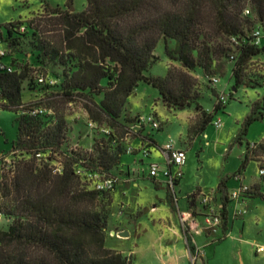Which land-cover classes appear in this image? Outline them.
<instances>
[{"label":"trees","instance_id":"trees-1","mask_svg":"<svg viewBox=\"0 0 264 264\" xmlns=\"http://www.w3.org/2000/svg\"><path fill=\"white\" fill-rule=\"evenodd\" d=\"M87 2V7L80 12L73 10L71 0L67 2V9H50L47 5L45 11L57 14L62 26L64 49L59 50L43 39L40 48L44 56L57 60L65 69L60 99L75 102L78 95L75 91L86 92L80 96L85 101L89 119L111 130L124 128L126 136L140 134L131 129L136 122L134 119H130L129 124L121 117L129 97L142 81L158 88L162 100L169 106L184 109L195 105L201 112L197 125L200 134L213 123L216 114L226 108L218 95L213 111L204 109L196 94L197 79L188 72L171 66L165 76L148 74L158 61L155 50L160 39L175 41L174 48L165 42V53L170 59L179 61L190 71L202 69L210 81L214 74L223 75L222 58L226 56L234 63L236 88L243 83L248 62L264 53V39L257 45L253 37L256 26L264 29V0ZM247 5H250V15L244 14ZM19 25L25 24L10 22L6 36L0 33L10 49L20 44L28 30L25 25L26 30L20 32L16 29ZM220 35L227 36L234 48L214 43ZM232 37L237 42L232 41ZM70 59H75L77 64L75 70L66 71ZM12 63L16 65V61ZM28 71V67L18 70L17 65L14 72L0 69V85L7 100L5 109L18 115L17 140L12 150L30 156L14 161L8 171L2 169L1 172L0 214L12 217L13 221L8 229L0 228V264H134L123 252L106 246L110 191L90 188L75 174L73 167L75 162L85 159L88 163L84 165L112 174V168L119 164L124 153L123 142L113 131L109 135L101 133V137L94 140L91 152L73 151L71 156L66 153L64 172L55 174L49 163L39 161L50 160L43 157L45 152L51 157L64 153L66 120L55 114V121L50 119L48 124L46 114L19 113L25 105L22 92L23 82L29 78ZM104 79L108 80L107 85L102 84ZM42 84L35 80L32 87L36 89ZM97 94H103L100 101L91 97ZM40 102L30 101L34 106L42 105ZM263 117L264 100L255 101L242 122L237 141L242 142L251 124ZM114 138H117L115 146L110 142ZM147 140L149 146H158L155 137ZM258 146L263 145L248 143V153L240 168L219 183L224 231L231 202L227 182L231 177L244 175L249 153Z\"/></svg>","mask_w":264,"mask_h":264},{"label":"rangeland","instance_id":"rangeland-1","mask_svg":"<svg viewBox=\"0 0 264 264\" xmlns=\"http://www.w3.org/2000/svg\"><path fill=\"white\" fill-rule=\"evenodd\" d=\"M71 1L73 10L77 12L83 11L88 4L87 0ZM67 2L0 0V33L6 36V27L10 22L28 27L20 44L10 49L8 56L3 58L6 64L12 63V59L16 61L18 70L23 67L29 69V78L23 82V101L41 100L43 107L52 108L53 113L46 114L48 124L50 119L54 120L55 114L66 120L67 140L62 145L64 153L51 157L49 152H45L43 157H49L50 160L46 158L39 161L42 163H54L57 160L65 162L66 153L75 146L81 151L91 152L94 140L102 135L88 125L89 115L85 113V101L80 96V93L86 92H74L78 95L73 106L60 99L65 69L57 60L44 56L40 48L43 39L59 50L64 49L62 26L58 23L57 14L45 11V7L48 5L50 9H67ZM215 39L214 43L234 48L225 35L216 36ZM165 42L171 48L175 46V41L171 39H160L155 50L158 61L148 74L165 76L171 66L190 73L197 79L195 89L198 101L208 112L213 111L219 93H225L228 97L226 108L216 114V119L220 118L223 125L217 128L212 123L200 134L197 125L201 112L195 105L184 109L169 106L162 100L158 88L143 81L139 83L127 101L121 120L130 124V119L136 121L138 116L152 115L160 123V129L146 125L140 134L137 132V136L127 138L124 128H109L111 133L120 137L124 149L119 164L112 168L111 173L124 183L116 185L109 193L111 204L108 206L105 231L106 246L124 252L134 264H175L177 256L184 258L185 255L188 263L193 264L196 257L202 256V248L198 246L203 243V258H199L196 264H264V252H257L259 246H264V175L259 174V168L264 166V117L251 124L242 142L236 139L253 103L264 100V53L254 56L248 62L243 72V83L236 88L232 70L234 63L226 56L222 58L225 68L223 75H213L219 77V82L215 84L202 69L190 71L179 61L170 59L165 53ZM76 64L75 59H70L66 71L75 70ZM39 75L45 77L46 82L35 89L32 83ZM107 82L104 79L102 84L107 85ZM91 97L100 101L103 94ZM17 117L13 110L3 109L0 112V180L2 169L8 171L14 161L30 157L12 150L17 140ZM103 126L108 127L105 124ZM152 136L158 146L152 147L151 161L162 160L160 147L170 137L177 147L187 149L184 178L174 190L167 185H159L145 173L149 160L141 151L147 144V138ZM248 143L263 146L250 151V160L242 180L231 177L227 182L229 196L240 184L249 185L244 199L239 204L235 201L230 204L227 230L224 231L222 226L218 232L206 229L202 234H195L184 229L181 221L183 211H192L202 224L207 216L220 214L219 183L240 168L248 153ZM128 147H131V153L126 152ZM203 196L209 197L208 203L202 202ZM242 208L246 209V214L240 212ZM12 221V217L0 214L1 229H8ZM125 228L130 232L128 237L111 234L112 231L119 232ZM179 241L183 249L177 255L176 244Z\"/></svg>","mask_w":264,"mask_h":264},{"label":"built area","instance_id":"built-area-1","mask_svg":"<svg viewBox=\"0 0 264 264\" xmlns=\"http://www.w3.org/2000/svg\"><path fill=\"white\" fill-rule=\"evenodd\" d=\"M245 15L251 14L250 7L245 8L244 10ZM16 29L20 32H24L26 30L25 25H19ZM253 37L254 42L257 45H261L264 39V29L258 25L253 30ZM234 42L236 41L235 37H232ZM10 48L7 46L6 42L0 37V69H4L7 72H14L16 70V65L13 63L6 64L3 62V58L8 56ZM233 59V56L231 57ZM13 61V59H12ZM212 81L217 84L219 82V77L215 76ZM36 82L39 84L45 83L46 79L42 75H39L36 78ZM228 97L225 93H219V101L223 104H226ZM7 100L4 96V90L0 85V112L5 109V104ZM70 105H74V102H70ZM20 114H29V115H42L47 113H53L51 108L47 109L42 105L34 106L31 105L30 102H25V105L21 106L19 110ZM86 113V112H85ZM87 114V113H86ZM213 124L220 128L223 125V122L220 118L215 119ZM88 125L93 129L100 131L105 135H109L110 129L105 126H100L97 122L89 119ZM146 125L152 129H160V123L158 120L150 115V116H138L135 124L131 128L133 132H139L140 130L146 128ZM129 135H127V138ZM112 145H117V138L112 139ZM149 141L147 140V144L142 148L143 156L148 158L151 154L152 146L148 145ZM73 151H80V149L75 146L74 149L70 150L67 153L71 156ZM131 147L126 149L127 153H131ZM162 155H163V162L160 161H151L146 165L145 173L148 177L156 180L162 181L168 188L174 190L176 185L184 178V167L187 162V149L182 147H177L172 137L166 142V144L161 148ZM38 156H41L39 153ZM88 163L85 159H80L79 161L75 162L74 164V172L77 176L81 177L85 182L88 183L89 187L100 191V192H109L115 189V186L118 185L120 182L117 177L112 174H108L107 172L101 171L99 169L94 168L92 165H84ZM51 169L55 174H62L64 172V162L61 160H57L54 163H49ZM260 176L264 175V166L259 168ZM243 176H237L236 179L241 181ZM249 190V185L247 184H240V186L235 189L230 199L235 201L239 204L245 197V194ZM209 197L203 196L202 202L204 204L208 203ZM240 212L246 214V209H240ZM181 221L183 224L184 229H189L190 231L194 232L195 234H202L206 229H211L214 232H218V230L222 227V216L221 214L216 215L214 217L207 216L202 224L195 216L193 215L192 211H183L181 212ZM115 233V232H114ZM113 233V234H114ZM257 252H264V246H259L257 248Z\"/></svg>","mask_w":264,"mask_h":264},{"label":"crops","instance_id":"crops-1","mask_svg":"<svg viewBox=\"0 0 264 264\" xmlns=\"http://www.w3.org/2000/svg\"><path fill=\"white\" fill-rule=\"evenodd\" d=\"M160 149H161V147H160ZM151 150H152V148H151ZM153 155V152L151 151V154H150V156L148 157V162H147V164L148 163H150L151 162V156ZM161 155V154H160ZM162 157V160H157V161H160V162H163V155L161 156ZM146 164V165H147ZM154 180V179H153ZM155 182H157V183H159V185H165L162 181H156V180H154ZM182 181V180H181ZM180 181V182H181ZM124 182L122 181V180H120V182L118 183V184H123ZM233 201H231L230 202V204L232 203ZM230 204H229V206H228V209H229V215H231V212H230ZM221 206H222V204L220 203V205H219V207L221 208ZM119 232H116V231H112V233L111 234H113L114 232L116 233V235L117 236H119V233L120 232H123V231H127L126 230V228L125 229H120V230H118ZM129 236H130V232H129ZM181 243H180V241H179V243L178 244H176V254L178 255L179 253H180V251H182V249H183V247L180 245ZM198 248H202V250L200 251L201 252V254H202V256H198V257H196L195 258V261H194V263L193 264H196V262L199 260V258H203V248H205L204 247V243L203 244H201V245H199L198 246ZM124 253V252H123ZM126 255V254H125ZM188 256V255H187ZM175 264H189L188 263V259L186 258V255H185V257L184 258H182V257H180V256H177V258L175 259Z\"/></svg>","mask_w":264,"mask_h":264},{"label":"water","instance_id":"water-1","mask_svg":"<svg viewBox=\"0 0 264 264\" xmlns=\"http://www.w3.org/2000/svg\"><path fill=\"white\" fill-rule=\"evenodd\" d=\"M193 196H194V195H193ZM119 236H122V237H128V236H129V232H128V231L120 232V233H119Z\"/></svg>","mask_w":264,"mask_h":264}]
</instances>
